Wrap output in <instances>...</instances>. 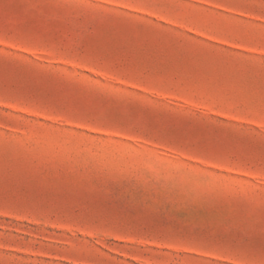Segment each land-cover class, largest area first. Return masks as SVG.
I'll return each instance as SVG.
<instances>
[{
  "label": "rangeland",
  "instance_id": "obj_1",
  "mask_svg": "<svg viewBox=\"0 0 264 264\" xmlns=\"http://www.w3.org/2000/svg\"><path fill=\"white\" fill-rule=\"evenodd\" d=\"M264 0H0V264H264Z\"/></svg>",
  "mask_w": 264,
  "mask_h": 264
},
{
  "label": "snow or ice",
  "instance_id": "obj_2",
  "mask_svg": "<svg viewBox=\"0 0 264 264\" xmlns=\"http://www.w3.org/2000/svg\"><path fill=\"white\" fill-rule=\"evenodd\" d=\"M262 254H264V248L261 249Z\"/></svg>",
  "mask_w": 264,
  "mask_h": 264
}]
</instances>
